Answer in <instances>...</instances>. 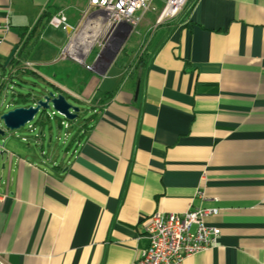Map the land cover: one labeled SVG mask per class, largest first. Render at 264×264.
Here are the masks:
<instances>
[{"label": "crops", "instance_id": "obj_1", "mask_svg": "<svg viewBox=\"0 0 264 264\" xmlns=\"http://www.w3.org/2000/svg\"><path fill=\"white\" fill-rule=\"evenodd\" d=\"M166 1L141 13L143 61L132 69L117 55L101 74L100 58L90 93L73 75L86 68L61 56L69 41L81 54L88 0H0V88L23 70L50 85L41 95L92 106L77 132L57 120L68 131L56 154L50 113L28 133L0 121L2 264H134L148 245L144 218L190 206L216 209L204 222L219 235L183 264H264V0H187L158 20ZM18 94L4 112L29 105Z\"/></svg>", "mask_w": 264, "mask_h": 264}, {"label": "built area", "instance_id": "obj_2", "mask_svg": "<svg viewBox=\"0 0 264 264\" xmlns=\"http://www.w3.org/2000/svg\"><path fill=\"white\" fill-rule=\"evenodd\" d=\"M152 0H88V7L84 15L86 19L81 23V29L92 25L101 24L103 30L116 33L126 31V27L134 28L141 19V13L149 8ZM187 0H167L158 20L174 17L185 5ZM48 23L54 27L66 29L69 25L62 13L51 16ZM8 25H4L7 29ZM91 33L93 29L89 28ZM78 31V30H77ZM100 34L95 39L98 42ZM107 39V38H106ZM95 41L91 44L86 55L79 54L73 47V42L61 52L76 56V60L87 70H94L99 61L95 62L102 53L106 40L100 38L96 58L93 63H87V54L95 47ZM32 63L25 62L24 68H31ZM216 209L188 207L184 212H163L156 210L143 220V231L148 239L147 247L135 260L134 264H183L186 257L213 246L219 235V229L208 226L204 217L216 213ZM0 264H2L0 262Z\"/></svg>", "mask_w": 264, "mask_h": 264}, {"label": "rangeland", "instance_id": "obj_3", "mask_svg": "<svg viewBox=\"0 0 264 264\" xmlns=\"http://www.w3.org/2000/svg\"><path fill=\"white\" fill-rule=\"evenodd\" d=\"M83 16H85V15L83 14ZM139 23H140V21H139ZM138 24L135 26L134 29L133 28L130 29L132 33L126 32L125 30L124 31H118L116 33H110V31L103 30V32L100 34V38H102L103 40H106V44L104 45L103 50H102V55H101L102 64H104L105 61H107L109 59L107 57V55L110 56L109 54L111 52H113L118 47H119V49H118V52L115 55V57L117 55H119V59H121L122 61L124 60V62H126V63H128L130 60L135 61L137 59V57H140L139 55H141L145 52V48L142 45L140 46V41H137L139 39ZM59 31H61V30H59ZM100 38L97 39L98 42L95 41V44H94L95 48H94L93 55H90L87 59V62H89V63L94 58L95 50L98 49L96 44L99 43ZM60 41H61V45H62V40L60 39ZM108 50H111V52H109ZM134 61L132 63H135ZM99 64H100V62L97 63L96 67H99ZM125 64H123V65L125 66ZM135 65H136V63H135ZM135 65L132 64L130 68L134 67ZM80 67L81 66L76 67L77 70L73 74L74 78L78 77L80 80H82V79L84 80V82H85L84 90L86 92L88 91L91 93L93 90L94 91L97 90L96 85L99 81L98 76H96L92 71L84 69V68H80ZM0 74H1V69H0ZM8 74H10V70L7 68L6 77H8ZM10 76H11V79H10L11 82H7V85L9 86V88L8 89L4 88V86H2L3 88H0V113L1 114H3L5 110H7L6 108L9 105L10 106L13 105L12 99H11L12 91L15 90V91H18L20 93H25V94L29 93L30 95H28V99H31L34 97L36 99H38L39 97L42 96L40 93H41L43 88L50 89V85L46 81H44L43 79H40L38 76H35L34 74L27 72V71L17 70L16 72L12 73ZM0 81H1V78H0ZM5 95H6V97H4V103L1 104V99ZM85 95H87V94L85 93ZM66 98H67L68 102H70L71 104H73L79 108V112L77 113V117L74 120H72V121L67 120L63 116L59 115L58 113H56V112L53 113V110H51V109L47 110L46 113L48 112L51 114L50 118H49V122L51 124H53L54 128L56 127L57 120L60 119V120H64L65 122H67V124L69 125V128H68L69 133L72 131L77 132L78 131L77 130L78 125L86 123L88 121V119L90 118L92 106L90 103L88 104L86 102H80V101L74 99L70 95H66ZM30 102L28 101L27 103L30 104ZM40 116L44 117L43 119H46V120H44V122L48 123L47 116L45 115V112L38 113L36 116V119H38ZM36 119L31 121L30 125H32L36 121ZM66 129H67V127L62 125L60 127V131L62 130L63 134L59 135L58 129L55 128V136H54V141L52 144V152H54L55 154L63 151L62 150V147H63L62 142H64V141L60 142L58 140V137L65 139L66 136H64V134L66 133ZM68 129H67V131H68ZM28 130H29V124L27 123L26 125H24L23 127H20L17 130H13V131L10 130L8 132L18 133L20 131H25L28 133ZM45 152L47 154H49V151L47 149L45 150Z\"/></svg>", "mask_w": 264, "mask_h": 264}, {"label": "water", "instance_id": "obj_4", "mask_svg": "<svg viewBox=\"0 0 264 264\" xmlns=\"http://www.w3.org/2000/svg\"><path fill=\"white\" fill-rule=\"evenodd\" d=\"M130 29L131 27L127 26L126 32H129ZM17 48V45L13 47L10 54L5 60L4 67L9 65ZM118 49L119 47L116 48L113 52H111V50H108L111 53H108L110 56L107 55L109 59L105 61V67L102 71H100L101 74H103L107 67L111 64L118 52ZM101 55L102 53L97 57L94 63L101 60ZM93 71H97V69L94 68ZM27 101H31V104L27 106L15 107L0 115V121L6 129L11 131L17 130L20 127H23L25 124L33 121V118L38 113L46 112L49 109L53 110V112L58 113L59 115L70 121L74 120L77 117V113L79 112V108L68 102L66 97L62 93L55 94L53 91H47L46 94L42 95L38 99L34 97L31 99H27ZM4 133L5 131L0 128V136H3Z\"/></svg>", "mask_w": 264, "mask_h": 264}, {"label": "bare ground", "instance_id": "obj_5", "mask_svg": "<svg viewBox=\"0 0 264 264\" xmlns=\"http://www.w3.org/2000/svg\"><path fill=\"white\" fill-rule=\"evenodd\" d=\"M88 28L93 29L92 33L89 34L87 32L88 29L84 28L82 31V36L79 39V43H80V47H81L80 53L82 55H84L88 51L91 44L95 41V39L100 34L102 29H104L101 24H99L97 26L96 25H94V26L90 25V26H88ZM73 47H74V43L69 48L70 52H72Z\"/></svg>", "mask_w": 264, "mask_h": 264}, {"label": "trees", "instance_id": "obj_6", "mask_svg": "<svg viewBox=\"0 0 264 264\" xmlns=\"http://www.w3.org/2000/svg\"><path fill=\"white\" fill-rule=\"evenodd\" d=\"M42 17H46V22H45V23H47L48 20H49V18H50V14H49V13H45V14L42 15ZM21 35L23 36L24 33H21ZM29 38H30V35L27 36L26 41H25L24 44H23V47H25V46L27 45V42H28ZM23 50H24V48H23ZM139 56H140V57H137V59H136L135 61L133 60V61L136 63V65H137V63H140L141 61H143V59H144V53L141 54V55H139ZM133 61H132V62H133ZM13 62H14V61H13ZM15 62H18V60H16ZM132 62L130 63V66H131L132 64L135 65V63H132ZM136 65H135V66H136ZM28 95H29V93H28V94H23V93H20V92H19V94H18V96H19L18 99H19V98H24L25 96L28 97ZM21 96H22V97H21ZM18 99H17V100H18ZM18 102H22L21 99L18 100Z\"/></svg>", "mask_w": 264, "mask_h": 264}]
</instances>
